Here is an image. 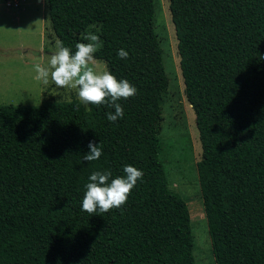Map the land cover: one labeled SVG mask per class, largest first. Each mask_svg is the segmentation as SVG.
<instances>
[{
  "label": "trees",
  "instance_id": "1",
  "mask_svg": "<svg viewBox=\"0 0 264 264\" xmlns=\"http://www.w3.org/2000/svg\"><path fill=\"white\" fill-rule=\"evenodd\" d=\"M74 54L100 36L95 59L137 94L114 109L78 98L0 104V264H198L188 200L162 156L169 78L154 0H45ZM185 94L202 145L197 163L215 264H264V0H169ZM129 53L127 59L118 50ZM102 156L84 162L89 142ZM189 151L188 149H184ZM143 178L126 204L82 211L94 171ZM110 182V181H109Z\"/></svg>",
  "mask_w": 264,
  "mask_h": 264
},
{
  "label": "rangeland",
  "instance_id": "2",
  "mask_svg": "<svg viewBox=\"0 0 264 264\" xmlns=\"http://www.w3.org/2000/svg\"><path fill=\"white\" fill-rule=\"evenodd\" d=\"M154 1L155 32L169 78L161 130L167 151L164 166L170 187L188 200L197 263L215 264L198 178L202 145L196 114L185 94L169 0ZM47 14L45 0H0V104L39 105L47 99L77 98L76 89H57L51 80L45 85L35 79L34 65L46 66L59 41ZM92 66L96 72L107 71L102 60L95 59Z\"/></svg>",
  "mask_w": 264,
  "mask_h": 264
},
{
  "label": "clouds",
  "instance_id": "3",
  "mask_svg": "<svg viewBox=\"0 0 264 264\" xmlns=\"http://www.w3.org/2000/svg\"><path fill=\"white\" fill-rule=\"evenodd\" d=\"M84 40L87 43H77L74 54L69 47L57 41L56 50L47 65H34L35 79L45 85L51 80L57 89H76L78 100L85 105H107L114 109L107 113L108 121L116 122L124 116V109L118 101L135 96L137 89L128 80H118L109 71L96 72L92 65L95 64L94 54L102 47L101 38L88 32ZM118 56L127 59L129 53L120 49ZM88 148L89 152L84 154L83 161L99 160L103 152L102 145L92 141ZM123 172L124 176L110 180L111 172L94 171L86 184L82 211L90 215L97 210L107 213L126 204L132 189L143 178V172L132 165L124 166Z\"/></svg>",
  "mask_w": 264,
  "mask_h": 264
},
{
  "label": "built area",
  "instance_id": "4",
  "mask_svg": "<svg viewBox=\"0 0 264 264\" xmlns=\"http://www.w3.org/2000/svg\"><path fill=\"white\" fill-rule=\"evenodd\" d=\"M14 5H15V6H18V2L16 1V2L14 3Z\"/></svg>",
  "mask_w": 264,
  "mask_h": 264
}]
</instances>
